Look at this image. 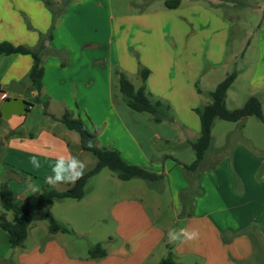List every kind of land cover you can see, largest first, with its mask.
I'll list each match as a JSON object with an SVG mask.
<instances>
[{"label":"crops","instance_id":"0c3cea01","mask_svg":"<svg viewBox=\"0 0 264 264\" xmlns=\"http://www.w3.org/2000/svg\"><path fill=\"white\" fill-rule=\"evenodd\" d=\"M65 16L54 26L45 0H0V44L34 49L41 38L50 33L53 37L45 43L49 53L43 59L45 75L40 94L31 88L29 74L33 59L30 55L0 56V98H21L26 103L25 113L21 116L13 114L5 127L0 113V182H9L16 201L22 203L29 193L23 192L25 195L20 197L12 189L13 182L24 184L28 191L32 185L38 187L37 192L45 187L57 190L59 184L53 186L45 181L52 175L51 165L58 155L70 153L89 162L90 168L96 166L97 160L81 148L79 135L59 120L70 111L96 134L99 147L116 150L127 164L164 177L173 211L169 226L176 229L183 224L181 228L198 229L201 233L196 242L174 244L179 258H190L195 264H258L264 259V182L255 180L262 164V159L255 155L257 150L246 142L235 143V148L225 157L214 155L211 164L204 160L205 172L200 173L198 192L185 206L181 196L190 187L184 167L189 163L173 153L149 155L145 151L116 107L113 66H108V59L102 61L97 57L99 52L92 50L102 45L80 37L73 40V45L65 41ZM223 23L228 37L230 25ZM257 28L255 41L259 62L251 87L252 94L260 98L264 106V10ZM148 42H144L148 51L140 50V65L130 61L128 65H121L123 72L130 80L139 77L141 65L151 71L146 83L148 94L151 99L172 108L175 116L171 123L176 124L181 134L178 147L184 149L188 142L200 136L201 124L195 110L209 103V94L218 84L210 78L205 87L200 86L205 69L200 61H192L197 57L194 51L179 54L163 44L167 49L163 53ZM227 52L218 56L214 50L206 55L211 72L226 65ZM114 54L110 50L109 62ZM12 82L25 90L23 97L8 93ZM234 124V131L241 132L243 124ZM216 125L217 120L213 124L211 146ZM161 138L170 137L159 135L158 139ZM34 155L41 163L39 169L30 163ZM90 168L91 171L93 168ZM87 170L84 174L90 172ZM238 187H242L241 196ZM145 202L143 197L132 195L113 204L110 217L118 245L111 248L104 259L80 257L76 245L70 249L62 240L65 234L52 235L48 229L42 236L37 235L32 246L25 244L24 248L12 249L9 235L0 228V264H145L160 247L165 250L167 245L171 246L167 239L170 228L165 225L166 218L160 212V206L157 202L154 205L165 224L155 222Z\"/></svg>","mask_w":264,"mask_h":264},{"label":"rangeland","instance_id":"374dc122","mask_svg":"<svg viewBox=\"0 0 264 264\" xmlns=\"http://www.w3.org/2000/svg\"><path fill=\"white\" fill-rule=\"evenodd\" d=\"M45 1L53 16L54 26L57 25L59 18L66 14L67 26L63 34L67 36L65 41L73 45L75 43L73 40L80 37L102 45L92 50L99 52L97 57H100L102 61L107 58L108 66H113L112 88L116 107L149 155H157L161 152L173 153L180 160L189 163L187 165H191L196 159L189 144L184 149L178 147L181 134L176 124L168 121L156 123L152 121V115L132 111L126 105L119 90L116 73L123 72L121 65H128L130 61L140 65V50L148 51L146 45L144 46L145 41L149 40V46L154 45L163 53L167 51L163 44L179 54L186 50L190 54L194 51L197 57L192 58V61L197 63L200 61L205 69V77L200 86L205 87L210 82L208 81L210 78L220 84L227 75L236 72L237 78L227 94L226 106L229 110L242 108L249 98L254 96L251 84L253 73L259 62L255 39L257 26L262 19L264 0H179L181 5L176 9H169L166 6L168 1L173 0ZM47 2L50 3L49 6ZM223 21L230 25L228 37L227 27ZM224 47L225 51H228L227 58L225 57L226 65L211 72V64H208L209 57L206 55H210L215 50L218 56H222L225 53ZM110 50L115 53L111 57L112 62H109L108 58ZM220 58L224 59V57ZM141 67L144 66L141 65ZM130 80L136 88L140 87L139 77H131ZM197 88L199 89V86ZM262 108L264 111L263 105ZM171 115L175 116L172 108ZM245 121L247 122L246 127L244 126ZM245 121L241 127L244 135H241L240 130L239 132L234 131V123L217 120L215 131H213L214 143L209 147L205 160L211 164L214 162L212 157L223 155L225 157L226 153L228 155L231 149L235 148L233 146L235 143L246 142L257 150L255 155L262 159V164L255 176L256 182L261 183L264 182V123L255 116ZM159 135L162 137L167 135L170 138L158 139ZM87 155L97 160L94 155L90 153ZM85 164L88 167H86L87 171H90L89 162ZM204 172L205 168L202 167L200 173ZM233 175L236 176V172H233ZM69 185L59 184L57 190L66 191ZM12 189L20 194V197L25 195L23 192L29 193V197L35 193L28 191L24 184L18 182H13ZM238 194L242 195V187H238ZM132 195L143 197L155 222L164 224L167 222L165 225L171 229L172 226L168 223L173 221V211L170 208V196L164 181L158 183H150L142 179L122 181L114 172L104 168L87 183L83 199L59 200L44 209L31 224L25 244L32 246L38 234L42 236L46 233L49 229L46 215L50 214L69 230L62 240L68 243L70 249H72L71 246L76 245L80 257L89 259V250L97 244H101L109 254L111 248L118 245L110 210L116 201ZM155 203L160 206V212L166 218V222L155 209ZM3 212H5L4 203L0 199V214ZM8 215V219L12 220V213ZM182 226L183 224H180L176 229ZM172 229L175 228L172 227ZM170 247L174 253V260L178 264H195L190 258H179L176 255L174 244L171 243ZM163 248L160 247L145 264H157L160 261L158 259L165 258L168 249Z\"/></svg>","mask_w":264,"mask_h":264},{"label":"trees","instance_id":"16d2710c","mask_svg":"<svg viewBox=\"0 0 264 264\" xmlns=\"http://www.w3.org/2000/svg\"><path fill=\"white\" fill-rule=\"evenodd\" d=\"M49 6L50 3L47 2ZM181 5V1H168L166 6L169 9H176ZM52 34L41 38L39 45L34 49L23 46H14L10 43L0 44V56H9L13 54L30 55L33 59V65L30 70L29 79L31 88L39 94L43 90V78L45 69L43 59L49 53L45 43L52 40ZM61 55L60 52H53ZM65 63H63V66ZM151 75V71L140 67L139 77L141 85L136 88L123 72H117L119 90L123 95L126 105L136 113H147L152 115L153 121L162 123L165 121L172 122L171 107L161 101L151 99L148 94L146 83ZM237 78L234 72L217 85L209 94V103L197 108L195 112L199 116L201 124L200 136L196 141H190L188 144L195 153L196 159L191 165H184L189 175V189L181 196L183 204L186 206L191 203L192 197L197 194V182L200 178V171L205 160L206 153L211 146L212 129L216 120H222L230 123H240L252 116L257 117L264 123V111L262 104L257 97H251L247 103L239 109L229 110L226 106L227 94ZM46 106V104H45ZM47 108V107H45ZM63 125L70 131L76 132L80 137L81 148L92 153L97 158V164L93 170L84 174L83 178L78 180L75 185H71L66 191H58L45 187L40 192H35L22 203H18L14 193L11 191L8 182L3 181L0 186V199L4 203L5 212L0 214V228L9 235L10 246L12 249L24 248L28 239L29 230L34 219L47 207L56 201L63 199L81 200L85 195V187L91 178L98 175L104 168L114 172L118 179L130 181L132 179H142L150 183L163 181L162 175L145 170L138 166L127 164L121 154L112 149L99 147L96 134L93 133L87 124L80 118H76L70 111H66L59 119ZM89 142L92 147H88ZM8 213H12V220L8 219ZM49 222V233L67 234L69 230L65 225L58 222L52 215H46ZM225 242H229L225 240ZM167 256L158 264H178L174 260L172 248L167 245ZM107 250L97 244L89 250L90 260H101L107 256ZM258 264H264V259Z\"/></svg>","mask_w":264,"mask_h":264},{"label":"clouds","instance_id":"9594fccd","mask_svg":"<svg viewBox=\"0 0 264 264\" xmlns=\"http://www.w3.org/2000/svg\"><path fill=\"white\" fill-rule=\"evenodd\" d=\"M92 146V143L89 142L88 147L91 148ZM30 163L35 169L41 167V163L36 159L35 155L31 157ZM86 167L85 162L70 153L68 155H58L55 163L51 165L52 175L48 176L45 182L53 186L57 184L75 185L78 180L83 178ZM30 187L33 192L39 190L35 185ZM200 235L201 233L198 229H169L167 239L168 243L172 244H189L198 241Z\"/></svg>","mask_w":264,"mask_h":264},{"label":"water","instance_id":"95a60500","mask_svg":"<svg viewBox=\"0 0 264 264\" xmlns=\"http://www.w3.org/2000/svg\"><path fill=\"white\" fill-rule=\"evenodd\" d=\"M8 93H12L16 96L23 97L25 90L21 88L17 83L12 82L8 87ZM26 103L21 98H8L4 101L1 114H2V126L5 127L7 122L11 119L13 114L21 116L25 113Z\"/></svg>","mask_w":264,"mask_h":264},{"label":"built area","instance_id":"2783aa9c","mask_svg":"<svg viewBox=\"0 0 264 264\" xmlns=\"http://www.w3.org/2000/svg\"><path fill=\"white\" fill-rule=\"evenodd\" d=\"M5 100H6L5 97H1L0 98V113H1V109H2V106H3V103H4Z\"/></svg>","mask_w":264,"mask_h":264}]
</instances>
